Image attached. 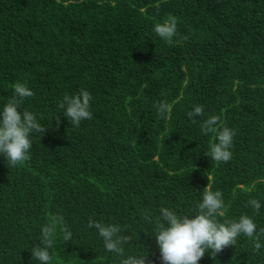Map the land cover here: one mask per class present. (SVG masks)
<instances>
[{"label": "trees", "instance_id": "16d2710c", "mask_svg": "<svg viewBox=\"0 0 264 264\" xmlns=\"http://www.w3.org/2000/svg\"><path fill=\"white\" fill-rule=\"evenodd\" d=\"M169 15L166 42L153 27ZM16 82L34 92L20 111L46 131L31 135L29 161L0 156V264H39L31 248L51 215L72 233L65 242L57 228L51 264H159V209L196 215L207 184L223 195L219 222L248 215L264 228V0H0V110ZM81 89L92 119L77 127L57 105ZM211 116L235 132L227 163L209 156ZM90 217L131 237L123 256ZM198 264H264V247L241 235Z\"/></svg>", "mask_w": 264, "mask_h": 264}, {"label": "clouds", "instance_id": "9594fccd", "mask_svg": "<svg viewBox=\"0 0 264 264\" xmlns=\"http://www.w3.org/2000/svg\"><path fill=\"white\" fill-rule=\"evenodd\" d=\"M178 20L169 15L163 22L153 27L155 34L166 42H171L177 34ZM14 95L0 110V156L5 158L9 168L16 167L31 159L29 150L32 147L31 135L43 134L46 128L42 126L34 114L28 110L20 111L21 103L34 95L25 84L16 82L11 85ZM91 94L81 89L77 94L64 95L57 107L63 110V116L70 120L72 125L79 126L81 121L92 119L90 111ZM163 111L165 105H157ZM203 114V106L196 105L188 112L189 119ZM218 116H211L201 123V131L207 135L216 134V142L210 145L209 156L215 162L227 163L232 159L230 149L233 146L235 132L223 127L218 129ZM58 122V120H57ZM196 121L193 120V123ZM255 213H259L261 204L256 199L247 201ZM223 195L221 191L213 192L211 185L203 189L202 201L196 205L197 214L194 216H179L166 207L159 209L160 215L156 219L154 238L159 251V264H198L205 253L210 259L237 243L241 235L250 238L254 244V251L258 252L264 245V228L257 231V225L248 215H241L238 219L219 222L216 217L223 216ZM148 220L149 217L145 216ZM88 227L95 228L103 239L104 248L108 252L124 255V245L131 237L121 235L119 225H105L88 220ZM57 228L63 234L65 242L72 239V233L64 226L63 217L51 215L49 222L41 228L40 245L31 248L32 259L39 264H51L52 256L49 249L56 237ZM42 245V246H41ZM147 255H128L121 260V264H146Z\"/></svg>", "mask_w": 264, "mask_h": 264}]
</instances>
